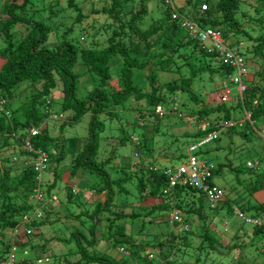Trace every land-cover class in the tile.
Wrapping results in <instances>:
<instances>
[{
    "label": "trees",
    "instance_id": "1",
    "mask_svg": "<svg viewBox=\"0 0 264 264\" xmlns=\"http://www.w3.org/2000/svg\"><path fill=\"white\" fill-rule=\"evenodd\" d=\"M55 1L56 3L49 2L51 5L48 6V0H6L0 8V38L6 44V47L0 49V97L7 99L8 106H12L13 100L18 96L17 89L22 85H27L28 88L26 101L15 109L16 113L9 107L12 117L0 114V235H5L2 230L7 229L12 235L25 216H33L37 209L43 213L42 220L30 223L34 233L26 241L20 242L13 236L11 241L0 237V264L9 263L13 254L18 257L17 253H32L40 246V243H35L33 236L40 233L37 230L45 224L43 220L52 214L49 207H53L55 202L51 204L49 200L55 197L53 192L57 188V178L63 176L59 167L54 168V164L63 163L69 155L73 158L69 172L72 175L79 172L91 175L96 182L91 185L90 190L105 195V201H98L93 204L94 207L83 205L91 209L80 213V216L90 220V234L79 230L75 232L78 246L71 258L79 259L68 260L70 255L65 253L67 257L58 261L57 254L45 253L47 247L52 251V246L61 241L52 238L45 240L41 246L45 248L42 251L45 254H37L36 259L30 262L18 260L16 264H185L180 254L183 249L192 248L195 216L202 213L201 210L198 211L197 205L202 206L205 196L192 187H177L170 194H163L168 184L165 175L167 167L156 166L158 158L154 156L155 145L151 146L152 138L146 132L143 133V142H140L136 138L127 137L122 133L123 129H120V143L135 140L140 157L144 155L151 159V164L141 168L136 167L138 164H132V170L131 166L124 165L119 168L121 176L114 178L111 170L115 167L113 158L117 148H114L110 157L101 156L102 159H99L101 135L107 128L105 121L119 119L117 110H130V103L136 101L139 105L131 111H139V123L153 124L156 134H160L161 122L166 118V112L172 111L167 107L165 93H175L187 95L188 102L197 106L202 104L198 112L191 114L196 127L191 145L205 135L219 130L223 122L235 120L234 110L239 114L250 112L252 122L264 126V22L260 20L264 18V0H186L187 4L181 8L172 7L166 0H161L166 9L161 18L153 21L146 29L141 26L149 14L148 3L151 0H111L110 7L103 4L106 6L93 10L94 14H102L112 20V24L106 22L103 31H100V36L103 33L108 35L104 42L93 39L90 41L89 37L93 36L87 33L83 24L87 16L78 2L67 0V9H62V0ZM38 3H41L45 11V21H35L30 14L33 8L38 7ZM128 4L131 9L126 8ZM204 4L208 7L206 11L202 10ZM174 8L202 28L221 31L226 46L239 53L246 61L251 81L248 79L249 88L242 100L237 99L236 108L227 104L208 106L193 92L194 81L202 75L219 76L224 80L225 76L234 75V69L220 58L219 50L215 53L208 52L189 37L180 20H173ZM62 12L76 13V22L65 24ZM250 12L258 14L257 19L250 20L256 28L252 24L251 28L247 27L250 22L241 20L249 16ZM78 31L80 35L76 37ZM54 34L57 37L56 45L51 47L50 37ZM243 37L246 39L244 52L234 47L242 44L240 39ZM81 38L85 41V47L80 45ZM233 38H236L234 45L226 42V39ZM187 48H191L190 54L185 51ZM181 51L183 52L180 53ZM172 56L183 58V66L189 70V77L169 83L164 91L165 87H162L155 68L156 71L168 70ZM117 57L122 64L118 76L113 79L111 63ZM214 63L216 67H213ZM117 64L119 65L116 63L115 66ZM79 65L81 72L75 70ZM137 71L145 73L148 89H143L136 83ZM84 76H89L95 84L86 94L81 91L82 95H79ZM58 83L62 84L63 100L59 105L60 109L54 110L53 91ZM222 85L226 86L224 83ZM177 98L175 95L171 99L176 102ZM158 108L163 110V115L157 112ZM62 114L66 115L60 126L62 133L68 126L81 122L85 116H91L89 137L83 150L77 155L71 154L61 136L54 137L50 131V121L57 123ZM182 118L183 116L180 117ZM203 122H210L213 126L203 131L200 127ZM143 123L140 125L144 126ZM33 129L39 130L36 136L32 135ZM231 130L233 129H229ZM185 135L187 134L183 133L179 136ZM28 144L31 149L27 147ZM5 152L9 153L6 158L3 157ZM39 152L47 155L48 166L45 173L53 175V182L45 179V173L41 181L37 179L34 162L40 159ZM74 152L77 151L74 149ZM204 154H209V150L201 152V155ZM179 157L182 159L183 156ZM14 162L19 163L17 170L13 168ZM126 184L128 187L134 185L139 194L136 201L139 205L149 201L153 209L160 210L175 206L182 213V221L177 222L176 226H187V231L176 235L174 227L163 242L154 245L146 243L142 235L139 241L136 235L143 233L146 223L143 228L139 227V233L134 232L129 227L132 226L130 224H135L139 219L151 218L154 213L131 210L133 202L124 201L131 192L130 188H125ZM64 190L67 203L80 201L76 203L78 206L83 203L85 192L77 194L68 185ZM36 193L42 195L41 200H37ZM198 194L202 196L196 197ZM224 207L221 205L219 209L223 210ZM114 208L123 210L116 211ZM248 210L255 211L256 216L264 215V204L248 207ZM228 212L234 215L235 211L231 209ZM184 215L188 216L187 220H183ZM200 217L204 219L203 216ZM104 222L109 227L106 234L108 242L115 249H124V252H120L122 257L112 258L95 253L96 246L105 239L101 232ZM253 229L259 239L264 238V227ZM203 231V244L208 242L213 246L221 243L220 239L212 236L209 228L205 227ZM145 247L148 249L145 250ZM235 247L232 246L229 250L239 251ZM156 259H159L158 263L153 262ZM199 260L197 258L191 264H199Z\"/></svg>",
    "mask_w": 264,
    "mask_h": 264
},
{
    "label": "rangeland",
    "instance_id": "2",
    "mask_svg": "<svg viewBox=\"0 0 264 264\" xmlns=\"http://www.w3.org/2000/svg\"><path fill=\"white\" fill-rule=\"evenodd\" d=\"M6 0H0V8L3 6ZM78 4L83 8L84 14L87 16L86 19L83 21V24L87 30V33L90 36V41L96 40L98 42H104L108 35L103 33V36H100V31L104 29V24H112V20L107 16L102 14L96 15L93 13V10H100L103 8L102 6H106L103 4H107L110 7L111 0H75ZM175 7L181 8L182 6L186 5V0H172ZM49 2L56 3L55 0H48ZM61 7L62 9H67L68 1L62 0ZM51 4L49 3L48 6ZM149 6V14L147 19L144 21V24L141 26L142 29H146L149 25L161 18L166 6L162 3L161 0H151L148 3ZM129 7V8H128ZM126 8L131 9V5H126ZM31 9V8H30ZM36 9V10H35ZM33 8L30 11L32 14V19L35 21H45V11L41 7V3H38V7ZM61 16L65 19V24H71L76 22V13L74 12H62ZM260 16V15H259ZM258 18V14L253 12L249 13V16L241 19L243 22H250V20H255ZM264 22V18L260 19ZM254 23L253 21L247 24V27L251 28V24ZM103 26V27H102ZM252 26H254L252 24ZM26 27V26H25ZM255 27V26H254ZM102 28V29H101ZM256 28V27H255ZM21 29V28H19ZM257 31V29H256ZM109 33H111L109 31ZM80 35L79 31L76 34V37ZM57 37L51 35L50 37V46L56 45ZM236 38L226 39V42L229 44H233ZM244 37L240 39L243 41L242 44L234 45L235 49L239 48L241 51L244 52L243 45ZM89 41V40H88ZM16 42V41H15ZM81 46L85 47V41L81 38ZM242 45V46H241ZM6 47V44L0 38V49ZM188 54L191 53V48H187L185 50ZM181 51L180 53H182ZM116 63H119L115 66ZM121 60L114 58L113 62L111 63V71L113 74V79L118 76L120 69H121ZM184 60L183 58H179L178 56H172L171 62L169 65L168 70L156 71L157 75L161 79V84L166 91V86L173 82V81H180L182 78L189 77V70L186 66H183ZM216 63L213 64V67H216ZM80 65L75 69L77 72L80 71ZM252 74V72H251ZM135 81L136 83L143 89H148L149 85L146 84L145 73L141 71H137L135 73ZM226 84L223 87L222 84ZM94 81L90 79L89 76H84L81 79L80 83V92H85V94L91 90L94 86ZM40 88V86L38 87ZM231 90V91H230ZM193 92L200 97V100L203 101L204 104L208 106L216 107L221 104H227L229 107L236 108L238 104V89L237 87L233 86L230 82V76H225L224 80H221L219 76L212 77L211 75L205 74L202 75L200 78H197L193 83ZM16 94L18 95L17 98L13 100L11 107L12 111L16 113L15 110L19 105L26 101L25 96L28 94L27 85H22L20 89H17ZM167 97V107L172 111L166 112L167 116L161 122V131L160 134H156L155 127L153 124H144L140 125L138 121V110H133V107L138 106L139 104L136 101H132L130 103V110L123 111L122 108L117 110L119 119H110L106 120V131L101 135L100 140V154L99 159L103 157H109L112 155L114 148L116 149V156L114 159V168L111 170L112 176L118 179L121 174L119 172V168L122 166H131L132 164H138L136 167H144L150 163V160L142 155L136 159V153L138 152L136 148V141L131 140L127 141L125 144L120 143L118 139L121 135L120 129L122 128L124 133L127 137L136 138L137 141L143 142V133L146 132L150 138H152L151 146H154L155 158L157 159L156 166L159 168H168V167H176L182 163L183 158H185L188 153V147L191 146V137L196 131V127L193 125L191 114L198 112V109L201 108L202 104L197 106L193 102H188V97L185 94H175L177 101H172V97L175 95H171L169 93H165ZM63 92H62V84L58 83L56 88L53 91V98L55 100L54 110H59L60 103L63 100ZM235 120L232 121H244L245 112L240 113L237 110H234ZM181 114L183 116L182 119L178 116ZM137 116V117H136ZM66 119V115L62 114L61 117L57 120V123H53L50 121V131L54 137L61 136L63 140H65L67 144V148L71 154H79L85 146V142L89 137L90 132V121L91 116H85L81 122L74 126H68L64 132L60 131V126ZM228 123V122H227ZM143 126V128L141 127ZM55 127V129H54ZM264 130V126L261 124H255L252 126L249 122L245 124L244 127H237L231 131H225L221 134L220 139L216 142H213L207 149L209 150V154H207L208 159L213 161L217 165V171L214 177V184L221 188L227 199L230 202L234 203L233 210L236 209H243L244 212L249 217H256L255 214H248L254 213L253 210H248L247 204L248 202L253 201V194L260 193L262 189H264V154H263V147H264V140L260 137L259 132ZM186 133L185 136H179L180 134ZM77 151L74 152V149ZM171 148L173 150H171ZM102 149V150H101ZM4 152V151H3ZM54 152V151H52ZM9 154V153H8ZM7 152L4 153L3 157L8 156ZM135 156V157H134ZM179 156H183L182 159ZM72 156L69 155L67 159L61 164H54L55 167H59L60 173L63 176L57 178V188H55L53 194L57 198V201L54 200L53 207H49L52 209V214H50L49 218H45L44 225L39 227L37 230V235L33 236V239L36 240L35 243H40V246L36 248L35 251L32 253L27 252L26 254L17 253L19 256L17 257V261H27L30 262L36 259L37 254H57V260H61L66 258L67 256L65 253H69L68 260H78L79 257H75L74 259L71 258L72 254L77 250L78 243L76 241V234L77 230L89 235L90 234V220L83 216H80L81 212L90 211V208L86 206L94 207L93 204H96L98 201H105V195L103 194H96V192L90 190L91 185L96 182L95 179L91 175H83L82 173L73 174L70 171L71 168V161ZM153 160V159H152ZM260 161L262 162L261 170L263 172L250 170L247 167L248 162H255ZM13 168L16 170L19 168V163L14 162ZM53 175L51 173H45V179L47 181L53 182L52 179ZM48 183V182H47ZM71 186L77 192H85V197L82 200V204L78 206L76 203H80V201H73L72 203H67V196L65 194L64 188L66 186ZM257 185V186H256ZM254 187V188H253ZM125 188H130L131 192L127 194V198L124 201L133 202L131 206L132 211H139L142 210L143 213L148 214L152 211L154 213L151 215V218H143L142 220H137L135 224H130V228L134 229V232L139 233V227L143 228V224H145V228H143L142 234H137L136 238L141 239V235L146 243L154 245L160 242H163L167 238V234L174 230V226L170 223L169 217L172 214L173 210L176 208L175 206L171 205L165 210H160L158 208L153 209V205L147 201L143 202L142 205H139L137 201V195H139L134 187L131 184L130 187L125 185ZM57 189V190H56ZM258 190V191H257ZM202 195L198 194L196 197H201ZM87 204L86 206H83ZM79 207V208H78ZM198 211H202L201 215L198 214L195 216V225H193V233L194 237L191 239L192 241V248L189 247L188 249H183L182 257L185 264L193 263L197 258L200 259L199 264H264V254H261V247L257 249H250L247 250L246 246H241L242 250L241 253L239 251L231 252L229 250L231 246H237V244L241 245V240L232 242L231 237L224 234V222L229 223L228 229L236 230V231H251L252 226L243 224V221L239 218L237 219L233 214H230L227 210H220L216 209L213 210L210 208L207 200L204 199V203L202 206L197 205ZM116 211H120L123 209L114 208ZM130 209H128V212ZM238 211V210H236ZM181 213V212H180ZM182 214V213H181ZM200 216H203L202 219ZM235 218H234V217ZM188 216L184 215L183 220H187ZM151 219V220H149ZM225 219V221H224ZM101 232L104 234L105 239L99 243V245L95 248V253L97 254H106L112 258L121 255V249H115L110 242H108L106 238V234L109 232L108 223L102 224ZM105 227V228H104ZM108 227V228H106ZM205 227L209 228L211 231L212 236L221 240V243L217 245L210 246L208 242L203 244V234L205 231ZM4 231L5 235H0L1 238L6 240H12V235L10 230H2ZM36 231V232H37ZM224 231V232H223ZM133 232V230H132ZM57 239L58 241L55 245L52 246V251L49 250L47 247L45 253H43V249L41 248L45 240L48 239ZM147 239V240H146ZM83 243V242H82ZM85 243H83V246ZM203 246L201 247V245ZM226 246V247H225ZM148 247H145V250ZM191 253V257H189ZM241 255V256H240ZM252 255V256H251ZM47 256V255H46ZM149 260V259H148ZM155 263L159 262V259L153 261ZM28 264V263H27ZM37 264V263H36ZM99 264V263H97ZM142 264V263H140Z\"/></svg>",
    "mask_w": 264,
    "mask_h": 264
},
{
    "label": "built area",
    "instance_id": "3",
    "mask_svg": "<svg viewBox=\"0 0 264 264\" xmlns=\"http://www.w3.org/2000/svg\"><path fill=\"white\" fill-rule=\"evenodd\" d=\"M167 4L173 5L172 0H166ZM208 9L207 5H202V10L206 11ZM173 20H180L181 26L187 30L189 37L195 40L197 43L201 44L203 48L207 49L208 52L218 51L221 53L220 58L224 62L234 69V75L230 77V81L235 85L239 92V97L242 100L244 93L249 87L247 82L250 73L247 67L246 61L242 56L239 55L236 51H233L232 48L226 46L223 34L219 30L202 28L196 22L192 21L186 16H183L174 8V13L172 15ZM157 112L160 115H163V110L161 108L157 109ZM0 114L8 118L12 117V112L9 109L7 99L0 97ZM182 117L181 114L178 115ZM252 114L250 112L245 113V120L251 122ZM211 126L210 122H203L200 127L203 131H207ZM236 126L233 122H228L223 124L219 130L213 131L199 141L193 143L188 148V155L182 163L177 167H168L165 170V175L167 176L168 184L167 187L163 190L164 195L170 194L172 190L177 187H192L198 192L202 193L210 208L213 210L218 209L221 205L225 204L226 196L224 191L214 184V177L217 171V165L208 159L207 155H201V152H206L208 147L215 142L223 131L233 129ZM39 133V130L33 129L32 135L36 136ZM261 138L264 140V130L260 133ZM27 147L31 149V146L28 144ZM264 154V149H263ZM40 159L37 162H34L35 172L38 173V180L41 181L43 174L47 171V155L43 152H39ZM136 157L139 158V154L136 153ZM261 163L260 161L248 162L247 167L253 170H260ZM37 200L42 199V195L36 193ZM54 200L57 201L56 197H53L49 200V203L52 204ZM45 204H48L47 202ZM234 216L243 221V224L250 225L252 227H264V215H259L256 217H249L244 211L238 210L234 212ZM43 213L40 209H37L36 213L33 216L26 215L21 225L15 229L12 236L20 242L26 241L33 233V229L30 227V223L35 220H42ZM170 223L175 227V233L178 235L181 232L187 231V226L177 227V222L182 221V214L174 209L172 214L169 217ZM225 230L228 229L229 223L226 221L224 223ZM121 252H124V249H121ZM17 256L12 255L10 262L7 264H16Z\"/></svg>",
    "mask_w": 264,
    "mask_h": 264
},
{
    "label": "crops",
    "instance_id": "4",
    "mask_svg": "<svg viewBox=\"0 0 264 264\" xmlns=\"http://www.w3.org/2000/svg\"><path fill=\"white\" fill-rule=\"evenodd\" d=\"M249 78H251V75H250V77ZM263 149H264V147H263ZM263 149H262V151H263ZM260 167H262V166H260ZM259 172H263L261 169L260 170H258ZM264 177V176H263ZM257 186V185H256ZM262 187H264V183H263V186ZM254 188V187H253ZM258 191V190H257ZM253 201L252 202H248V204H247V207L246 208H248V207H253V206H255V205H262V204H264V189H262L261 190V192L260 193H256V195L255 194H253ZM226 204H223L225 207H224V209L225 210H227V211H229V210H231V209H234V207H233V205H234V203L232 202H230V200L229 199H227V196H226V202H225ZM223 209V210H224ZM236 210H241V211H243V209H236ZM236 210H233V211H236ZM246 212V211H245ZM248 214H255V211H254V213H249V212H247ZM234 217V216H233ZM235 218V217H234ZM224 221H225V219H224ZM225 231V230H224ZM223 231V232H224ZM227 236L229 235L230 237H231V240H232V242H234V241H238L239 242V240H241V245L240 244H238L235 248H237L238 247V249H239V252L241 253V248L242 247H239V246H246V249L247 250H250V249H257V251H258V248H259V246L261 247L262 245L264 246V238L263 239H259L258 237H257V234H254V229L252 228V230L251 231H241V230H239V231H236V230H230V229H227L226 230V232H224ZM261 240V241H260ZM232 247V246H231ZM261 249V253L262 254H264V247H261L260 248ZM241 256V255H240ZM252 256V255H251Z\"/></svg>",
    "mask_w": 264,
    "mask_h": 264
},
{
    "label": "clouds",
    "instance_id": "5",
    "mask_svg": "<svg viewBox=\"0 0 264 264\" xmlns=\"http://www.w3.org/2000/svg\"><path fill=\"white\" fill-rule=\"evenodd\" d=\"M250 77V76H249ZM250 81H251V78H248ZM231 82V81H230ZM247 82H248V80H247ZM250 83V82H249ZM232 84V83H231ZM233 85V84H232ZM250 85V84H249ZM233 86H235V85H233ZM236 87V86H235ZM249 88V87H248ZM231 91V90H230ZM239 95V94H238ZM238 98H240L239 96H238ZM237 98V99H238ZM241 100V99H240ZM246 113V112H245ZM228 122H233V123H235L236 124V126L233 128V129H235V128H237V127H244L245 126V124L246 123H248L249 121H247V120H245V118H244V121H228ZM252 126H255V124L252 122V120H251V122H249ZM223 124H225V122H223ZM229 131V130H228ZM261 132H259V134H260ZM260 137H261V135H260ZM135 153H137V154H139L138 152H135ZM135 157V156H134ZM139 157H140V155H139ZM136 159H138V157H135ZM261 163V162H260ZM261 166H262V164H261ZM248 169H250V168H248ZM261 169V168H260ZM250 170H253V169H250ZM220 208V207H219ZM218 208V209H219ZM225 223V222H224ZM225 228V227H224Z\"/></svg>",
    "mask_w": 264,
    "mask_h": 264
},
{
    "label": "water",
    "instance_id": "6",
    "mask_svg": "<svg viewBox=\"0 0 264 264\" xmlns=\"http://www.w3.org/2000/svg\"><path fill=\"white\" fill-rule=\"evenodd\" d=\"M148 69H150L149 66H148Z\"/></svg>",
    "mask_w": 264,
    "mask_h": 264
},
{
    "label": "bare ground",
    "instance_id": "7",
    "mask_svg": "<svg viewBox=\"0 0 264 264\" xmlns=\"http://www.w3.org/2000/svg\"><path fill=\"white\" fill-rule=\"evenodd\" d=\"M179 166V165H178ZM177 167V166H176Z\"/></svg>",
    "mask_w": 264,
    "mask_h": 264
}]
</instances>
